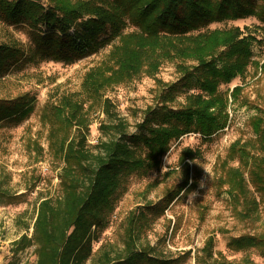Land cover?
Listing matches in <instances>:
<instances>
[{
  "label": "rangeland",
  "instance_id": "374dc122",
  "mask_svg": "<svg viewBox=\"0 0 264 264\" xmlns=\"http://www.w3.org/2000/svg\"><path fill=\"white\" fill-rule=\"evenodd\" d=\"M41 3L47 6V0ZM234 27L255 39L254 63L243 77L219 89L242 88L237 101L229 99L228 126L208 140L188 134L170 142L159 166H145L126 178L105 223L92 229L91 256L84 264H102L107 254L123 261L130 233L132 249L156 264H264V188L255 179L254 156L235 153L255 140L251 121L264 110V23L249 17L208 29ZM136 29L130 24L126 31ZM40 31L47 32L44 27ZM0 44L24 53L0 75V105L21 106L18 115L0 121V264H37L35 222L43 202L55 207L66 193L70 142L84 141V149L94 151L108 138L102 129L113 121L108 103L116 122L135 132L145 113L161 106L160 95L171 84L178 89L167 106L181 109L189 95L200 92L198 74L190 81L185 75L198 62L172 52L155 73L143 69L107 85L94 75L110 77L118 69L113 45L80 59L45 58L35 54L28 26H10L1 19ZM187 148L196 152L194 158L185 156ZM236 173L243 177L241 186ZM244 236L262 242H235ZM23 237L30 243L19 249L26 244L16 245Z\"/></svg>",
  "mask_w": 264,
  "mask_h": 264
},
{
  "label": "trees",
  "instance_id": "16d2710c",
  "mask_svg": "<svg viewBox=\"0 0 264 264\" xmlns=\"http://www.w3.org/2000/svg\"><path fill=\"white\" fill-rule=\"evenodd\" d=\"M249 17L264 23V0H47V6L41 0H0V19L10 26H28L33 32L36 55L55 60L80 59L101 46L113 45L118 69L110 77L100 72L94 75L107 85L122 77L132 78L143 69L155 73L164 55L172 52L198 62L192 70L185 69V75L190 81L198 74L200 92L189 95L181 109L167 106L178 89L177 83L171 84L160 95L161 106L150 108L135 132L116 122L108 103L106 111L113 121L102 126L108 138L101 140L94 151L85 150L84 141L70 142L66 193L55 207L43 202L35 222L32 239L38 245L37 264H84L91 256L92 229L105 223L126 178L145 166H159L170 142L188 134L208 140L228 126L229 99L237 101L242 88L237 86L224 93L219 89L243 77L254 63L251 40L255 39L245 37L239 27L227 31H210L208 27ZM130 24L137 29L127 32ZM42 27L46 33L40 31ZM23 56L22 50L0 44V75ZM261 70L264 72V62ZM20 109L19 103L0 105V121L18 115ZM251 124L255 140L238 146L235 153L254 156L255 179L264 188V110ZM195 155L187 148L186 157ZM236 174L237 185L241 186L243 177ZM132 241L130 233L125 262L107 254L102 264H156L147 254L135 252ZM240 241L262 242L253 236L235 240ZM29 243L23 237L16 245L25 244L19 248L24 249Z\"/></svg>",
  "mask_w": 264,
  "mask_h": 264
}]
</instances>
